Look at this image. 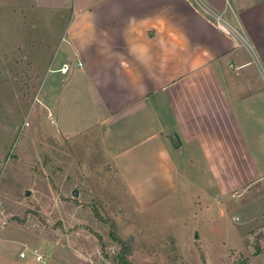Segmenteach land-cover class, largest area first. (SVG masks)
I'll return each instance as SVG.
<instances>
[{
    "label": "crops",
    "instance_id": "0c3cea01",
    "mask_svg": "<svg viewBox=\"0 0 264 264\" xmlns=\"http://www.w3.org/2000/svg\"><path fill=\"white\" fill-rule=\"evenodd\" d=\"M199 2L242 41L195 0H0V9L13 23L14 42L24 30L17 13L41 17L40 38L64 59L60 68L70 67L65 75L50 71L60 75L56 82L46 74L52 95L48 79L43 88L62 137L93 134L105 156L124 164L122 181L134 185L137 204L152 208L182 194L181 173H191L192 213L176 235L206 252L198 220L218 210L227 216L228 204L230 212L248 213L242 237L264 225V0L233 1L231 8L223 0ZM130 157H150L160 176L148 182L158 187L149 204L144 184L127 182ZM46 243L49 257L34 249L42 261L33 263L79 264L73 251ZM19 254L16 261L0 256V264H28ZM247 264H264V237Z\"/></svg>",
    "mask_w": 264,
    "mask_h": 264
},
{
    "label": "rangeland",
    "instance_id": "374dc122",
    "mask_svg": "<svg viewBox=\"0 0 264 264\" xmlns=\"http://www.w3.org/2000/svg\"><path fill=\"white\" fill-rule=\"evenodd\" d=\"M195 1L210 16L212 12L199 0ZM233 1L230 4L238 5L241 0ZM16 18L24 30L14 42L13 23L0 9V229H3L0 256L3 259L16 261L23 251L27 255L23 263L36 264L33 251L38 249L46 261L49 255L42 243L48 242L73 251L79 264H116L114 258L119 247L111 241L109 228L99 217L116 225L118 237L129 245L130 264H247L248 259L257 255L264 225L242 237L239 231L248 213L230 212L231 204L227 206V216L218 210L210 213L213 217L210 221L198 220L202 231L206 229L205 238L201 239L208 244L206 252L191 237L187 240L190 247L179 241L176 235L180 234L179 224L185 215L192 213L188 200L195 189L189 188L188 195L185 184L191 181V173H181L186 182L180 181L177 188L182 194L174 191V197L166 202L152 208L142 207L136 202L134 185L122 181L124 164L116 166L105 156L97 148L93 134L90 139L86 135L79 140L62 137L45 102L43 88L48 79L46 74L60 68L64 59L57 57L52 52L53 46L40 38L45 32L39 29L41 17L21 12ZM50 74L54 81L61 79L56 72ZM54 81L48 79L46 83L45 90L50 95ZM149 159L130 157L131 173L127 178V182L144 184L140 193L149 199L148 204L156 199L151 196L158 189L148 182L156 175L160 177L151 168ZM233 194L238 196L240 191L229 196ZM15 218L22 221L21 226L14 222ZM170 218L176 221L172 229ZM97 236L105 245L104 255ZM57 258L55 255L54 259Z\"/></svg>",
    "mask_w": 264,
    "mask_h": 264
},
{
    "label": "trees",
    "instance_id": "16d2710c",
    "mask_svg": "<svg viewBox=\"0 0 264 264\" xmlns=\"http://www.w3.org/2000/svg\"><path fill=\"white\" fill-rule=\"evenodd\" d=\"M98 220L101 223H103L106 227L109 228V231H110L109 237L111 241L114 242L119 247V251L114 258L115 263L117 264L119 262V264H130L128 261V257L130 255L129 245L118 237L117 231H116V225L112 221L103 219L101 217H99ZM14 222H16L17 225H20V226L22 225V221L19 219L15 218ZM97 238H98V243L100 246V252L104 255L105 245L103 244L99 236H97ZM106 257L107 256H105V258ZM202 264H205V263L203 262Z\"/></svg>",
    "mask_w": 264,
    "mask_h": 264
},
{
    "label": "built area",
    "instance_id": "2783aa9c",
    "mask_svg": "<svg viewBox=\"0 0 264 264\" xmlns=\"http://www.w3.org/2000/svg\"><path fill=\"white\" fill-rule=\"evenodd\" d=\"M226 6L228 7L230 4V2L232 0H224ZM211 17L213 18V20L215 21L216 25L221 28V30L226 33V34H230L232 36H234L235 38H237L238 40L242 41V37L240 36V34L237 32V30L231 28L230 26H228L227 24H225L222 20V18L218 15H215L213 13H210ZM78 66L81 67L82 64L78 63ZM70 70V67L68 65H63L62 68H60L58 70V72L61 75H65L68 71ZM264 234V233H263ZM20 259H24L25 258V254L24 253H20L19 255ZM34 260L37 263H40L42 261V257L40 255L35 254L34 256Z\"/></svg>",
    "mask_w": 264,
    "mask_h": 264
},
{
    "label": "water",
    "instance_id": "95a60500",
    "mask_svg": "<svg viewBox=\"0 0 264 264\" xmlns=\"http://www.w3.org/2000/svg\"><path fill=\"white\" fill-rule=\"evenodd\" d=\"M29 195H30L29 191H27V196H29ZM74 196L77 197V194L75 193Z\"/></svg>",
    "mask_w": 264,
    "mask_h": 264
}]
</instances>
